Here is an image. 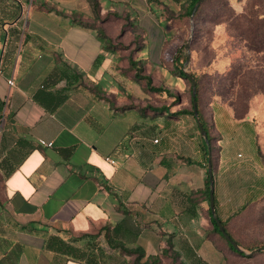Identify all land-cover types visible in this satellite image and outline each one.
<instances>
[{"label": "crops", "instance_id": "obj_1", "mask_svg": "<svg viewBox=\"0 0 264 264\" xmlns=\"http://www.w3.org/2000/svg\"><path fill=\"white\" fill-rule=\"evenodd\" d=\"M184 1L97 0L104 20L87 27L71 14L94 22L89 0H0V264H227L238 255L213 230L208 155L214 214L230 232L264 198V99L253 95L239 118L218 97H199L206 143L185 78L170 68L152 83L169 93L126 79L117 62L130 54L98 31L117 44L111 26L119 36L163 28V4L179 11ZM150 42L134 59L149 58Z\"/></svg>", "mask_w": 264, "mask_h": 264}, {"label": "rangeland", "instance_id": "obj_2", "mask_svg": "<svg viewBox=\"0 0 264 264\" xmlns=\"http://www.w3.org/2000/svg\"><path fill=\"white\" fill-rule=\"evenodd\" d=\"M251 1L209 0L198 14V19L192 20V23L190 17H178V10L162 8L159 19L165 24L163 28L131 29L122 36H119L121 29L116 31L115 26H111V31L117 32L114 39L121 46V52L130 54L133 59L137 58V48L143 47V40L151 41L148 45L149 58L140 59L137 64L145 74L151 76L155 85L165 83L163 74H167L171 68L173 53L182 43H186L192 33L190 59L183 68L199 76L200 99L215 96L228 103L235 97L232 93L244 88L237 82L246 84L248 93L256 91L254 95L258 94L264 99V51H256L260 46H253L242 29H234L238 21L234 15L248 8ZM174 8L177 9L178 4ZM261 47L264 48V44ZM117 64L129 70L128 61ZM216 66L222 71L215 70ZM230 70L238 74L234 80L227 79L226 73ZM129 71L131 73L126 74V79L130 76L133 78V71ZM259 73H263V76H258ZM131 81L130 84L135 86L134 80ZM185 84L188 86L186 79ZM260 130L259 148L264 153V120ZM262 157L264 160V154ZM229 230L238 245L247 252L250 247L264 246V198L247 205L235 217ZM227 264H264V253L229 257Z\"/></svg>", "mask_w": 264, "mask_h": 264}, {"label": "trees", "instance_id": "obj_3", "mask_svg": "<svg viewBox=\"0 0 264 264\" xmlns=\"http://www.w3.org/2000/svg\"><path fill=\"white\" fill-rule=\"evenodd\" d=\"M148 1H156V0H148ZM198 0H185L181 6L179 11L177 12V16L178 17H192V20H196L199 17V13L202 11L204 5L209 1V0H202L201 3L198 5V7L196 8L195 12L192 14V10L193 7L195 5V3ZM90 2V6L91 9L93 11V16H94V22H88V21H84L81 20L80 18H77V14L72 13L71 17H72V21H76L78 24H81L83 26H87V27H91L92 25H95V22H97L98 20L100 22H102L104 20V18H102L101 16H99V6H98V2L97 0H89ZM164 7L163 8H167L165 4H163ZM261 10V12H259ZM259 12V13H258ZM192 14V15H191ZM108 16V15H107ZM234 18H237V24L234 27V29H238V30H243L246 33V39L253 42V46L257 45L260 47H257L256 51H264V48L261 47L262 44H264V0H252L248 6V8L244 9L243 12L234 15ZM99 31V35L100 37L106 41V47H116L118 48L117 44H114L112 42V40L110 38H107V36L104 34L103 30L101 28L98 29ZM123 32V29L120 30V33ZM184 44L182 43L181 46L177 47L175 52L172 55L171 58V71L180 76L181 78H185L188 81V91L190 92L191 95V83L189 81V79L185 76V74L183 73L182 69L184 67V62L187 58V54L184 50ZM138 59H133L131 56H129L128 59V63H129V69L133 71L134 77L136 80H138L139 82L144 83L147 88L150 91L153 92H157L160 93L162 91H167L169 93V91L165 88H163L162 86H154L152 84V79L150 77V75L147 74H143V68L141 66H139L137 64ZM191 73V75L194 77L195 81H196V103H197V108H198V100L200 97L199 91H200V84H199V76L193 72H189ZM227 75V79L229 80H234L236 76H238L237 73H235L234 71L230 70L226 73ZM258 76H263V73H259ZM237 85H241V87L243 86L244 88L239 89V91H236L232 94L235 95L234 99L232 98L228 104L232 106L233 110H234V114L236 117H243L245 115V113L247 112L248 109V100H250V98L256 93V91H251L250 93L247 92V88L248 86L246 84H243L241 82H237ZM178 98H176L175 100H177ZM191 101H192V96H191ZM190 101V102H191ZM223 101V100H222ZM224 102V101H223ZM192 104V102H191ZM193 107H191L190 110H188V113L192 114L193 113ZM185 112V110H179V112L177 113H183ZM212 224H213V230L218 233L223 239H225L223 237V235L220 233V231L218 230L217 224L214 220H212ZM224 226V224H223ZM225 228V226H224ZM225 230L227 231V233L230 235L231 239L235 240L232 236V234L228 231V229L225 228ZM225 241L228 244V247L230 248V250L236 252L238 255H245L244 253L241 252H237L233 247H231V244L225 239ZM236 241V240H235ZM237 242V241H236ZM238 243V242H237ZM249 248V247H248ZM255 247H250L249 250L254 249ZM123 251H125V253H130L129 250L127 249H123ZM138 252V251H136ZM141 256V253L138 252L137 256L135 259H139V257Z\"/></svg>", "mask_w": 264, "mask_h": 264}, {"label": "water", "instance_id": "obj_4", "mask_svg": "<svg viewBox=\"0 0 264 264\" xmlns=\"http://www.w3.org/2000/svg\"><path fill=\"white\" fill-rule=\"evenodd\" d=\"M202 0H198L192 10V14L195 12L196 8L198 7V5L201 3ZM191 14V15H192ZM191 23H192V17H191ZM191 31H192V25H191ZM191 37H192V33L190 34V37L188 38V40L186 41V43L184 44V50L187 54V58L184 62V65H187L189 59H190V50H189V43L191 41ZM183 73L185 74V76L189 79L190 83H191V96H192V106H193V115L196 119V123L198 126V131L200 132V134L202 135L204 141L206 143H208V138H207V133L199 119L198 116V111H197V103L196 101V81L194 79V77L191 75V73H189L188 71H186V69H182ZM208 174H209V182H210V209H211V213L213 214V218L217 224L218 230L220 231V233L223 235V237L231 244V247H233L237 252H241L244 253L245 255H252L254 253L260 252V251H264V246H258L252 250H248L245 251L244 249H242L238 243L231 239L230 235L227 233V231L225 230L223 224L221 223V221L215 216V212H214V205H213V190H212V173H211V161H210V156L208 155Z\"/></svg>", "mask_w": 264, "mask_h": 264}, {"label": "built area", "instance_id": "obj_5", "mask_svg": "<svg viewBox=\"0 0 264 264\" xmlns=\"http://www.w3.org/2000/svg\"><path fill=\"white\" fill-rule=\"evenodd\" d=\"M9 84H12V81H11V80H9ZM39 142H40L42 145H44V146H50V145H51V142L43 141V139H42V140H39Z\"/></svg>", "mask_w": 264, "mask_h": 264}]
</instances>
